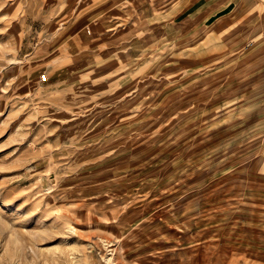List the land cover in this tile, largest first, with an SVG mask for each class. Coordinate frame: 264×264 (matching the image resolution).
Here are the masks:
<instances>
[{
    "label": "rangeland",
    "instance_id": "rangeland-1",
    "mask_svg": "<svg viewBox=\"0 0 264 264\" xmlns=\"http://www.w3.org/2000/svg\"><path fill=\"white\" fill-rule=\"evenodd\" d=\"M109 258L264 264L261 1L0 0V264Z\"/></svg>",
    "mask_w": 264,
    "mask_h": 264
},
{
    "label": "bare ground",
    "instance_id": "bare-ground-1",
    "mask_svg": "<svg viewBox=\"0 0 264 264\" xmlns=\"http://www.w3.org/2000/svg\"><path fill=\"white\" fill-rule=\"evenodd\" d=\"M108 264H114V259L113 258H109L108 259Z\"/></svg>",
    "mask_w": 264,
    "mask_h": 264
},
{
    "label": "built area",
    "instance_id": "built-area-1",
    "mask_svg": "<svg viewBox=\"0 0 264 264\" xmlns=\"http://www.w3.org/2000/svg\"><path fill=\"white\" fill-rule=\"evenodd\" d=\"M259 1H261L262 3H264V0H259ZM46 78H47L46 75H44L43 78H42L41 80H42V81H45Z\"/></svg>",
    "mask_w": 264,
    "mask_h": 264
}]
</instances>
